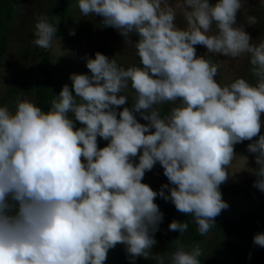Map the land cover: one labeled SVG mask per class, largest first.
Listing matches in <instances>:
<instances>
[{
  "label": "rangeland",
  "instance_id": "obj_1",
  "mask_svg": "<svg viewBox=\"0 0 264 264\" xmlns=\"http://www.w3.org/2000/svg\"><path fill=\"white\" fill-rule=\"evenodd\" d=\"M56 2L27 0L13 23L0 131L37 176L118 208L40 185L0 147V264H148L151 228L171 222V249L156 264H182L192 252L229 264L246 238L191 233L189 223L205 214L264 221V95L242 96L264 85V0H70L65 33L52 37ZM44 52L62 86L110 109L111 118L94 120L109 135L103 151L52 142L51 131L78 114L55 102L48 127L37 112L34 54ZM198 143L210 162L191 166Z\"/></svg>",
  "mask_w": 264,
  "mask_h": 264
},
{
  "label": "trees",
  "instance_id": "obj_2",
  "mask_svg": "<svg viewBox=\"0 0 264 264\" xmlns=\"http://www.w3.org/2000/svg\"><path fill=\"white\" fill-rule=\"evenodd\" d=\"M26 1L27 0H0V71L6 66L3 57L7 52L9 33L13 27V23L18 19L21 6ZM69 4L70 0H57L50 13L47 14L49 19L47 28L50 30H48V33L52 37H61L65 33V17ZM34 57L37 59L38 65L35 78L33 79L34 103L37 112L45 119L47 126L50 127L59 116L55 102L62 103L78 114L77 120H70L62 129L55 128L51 131L52 142L55 146L64 149H72V151L82 152L84 154L95 155L98 151H103V144L109 139V135L102 130L98 121L94 120H108L111 118L110 109L102 107L97 102L86 103L76 96L73 89L62 86L60 81L53 76V72L49 66L50 57L46 52L40 55L39 53L34 54ZM143 66L144 64L139 65L137 69L134 70V74H137ZM128 77L130 76L128 75ZM250 93L264 95V85H260L255 89L244 90L242 96L246 97L245 95ZM130 121V119H126L122 121V123L130 124ZM247 131L251 134L255 132V129L250 127ZM0 147L6 157L10 158L16 165L24 168L27 173L36 178L40 185L58 192L62 196H69L81 202L95 204L100 207H110L111 209L118 208V205L86 195L76 189L68 188L62 183L52 182L37 176L21 161L18 154L4 138L1 131ZM147 147L148 146L141 147L139 151L142 153ZM205 147V144L198 143L195 147L191 148L189 165L204 166L210 162L208 156L205 154ZM259 147L264 155V143H260ZM181 189H183L182 186ZM186 190L188 191L187 188ZM188 194L191 197L194 196V194L189 191ZM122 215L123 213H120L118 217ZM127 216L136 221L145 219L144 214L140 213H133L132 215L127 214ZM195 223L197 222L192 221L189 223L193 227L192 232L188 230V228L192 230V227L184 223L182 227L183 231L193 233L198 230H209L221 237L246 238L244 247L239 250L236 258L230 262L231 264H264V221L257 222L253 219H249L231 222L223 217H213L210 214H205V220L202 224L195 225ZM173 229L174 225L172 222L151 228V234L149 235L153 238L156 247L148 264H156L161 255L165 251L171 249L170 246H165V241L168 240L170 234L175 232ZM182 264L206 263L198 252H192Z\"/></svg>",
  "mask_w": 264,
  "mask_h": 264
},
{
  "label": "crops",
  "instance_id": "obj_3",
  "mask_svg": "<svg viewBox=\"0 0 264 264\" xmlns=\"http://www.w3.org/2000/svg\"><path fill=\"white\" fill-rule=\"evenodd\" d=\"M185 175H187V174H185ZM185 175H184V176H185Z\"/></svg>",
  "mask_w": 264,
  "mask_h": 264
}]
</instances>
